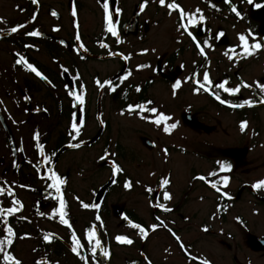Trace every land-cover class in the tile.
<instances>
[{
    "label": "flooded vegetation",
    "instance_id": "af4514ba",
    "mask_svg": "<svg viewBox=\"0 0 264 264\" xmlns=\"http://www.w3.org/2000/svg\"><path fill=\"white\" fill-rule=\"evenodd\" d=\"M23 1L16 9L21 16L26 13L24 21L12 22L0 29V41L12 47L11 68L14 70L12 79L16 80L13 86L17 98L15 103L18 107L22 105L23 111L25 105L29 109L28 112L31 111L29 114L32 117L40 118L48 125L44 130L45 134L39 133L40 142L44 144L45 153L50 156L52 164H44L41 174H46L47 168L51 166L66 179V185L62 186L63 198L67 202L66 218L72 223L77 239L84 245L82 255L89 258L90 264H92V254L85 230L91 225L97 226V238L101 239L104 249L110 253L109 257H103L102 250L98 249L96 264H116L119 259L116 255L118 247L125 249L119 264H133V262L145 264L142 254H146L152 264H199V260L188 261L185 253L166 228L159 227L155 232L149 231L148 237L141 239L139 230L128 224L129 221L139 223L148 230V225L157 222L156 216L176 232L194 256L206 257L212 264H264V189L254 190L251 187L256 180L264 178V105L232 108L228 104H221L211 94L218 92L221 99L232 103H240L249 98L258 99L259 89L254 82L264 81V49L247 59L234 57L233 61H229L223 53L239 44L238 33H244L250 43L251 36L264 42V0H252V3L248 0H232L238 11L242 13V19L230 11L229 5L225 4L224 0H212L220 11L209 7L208 0H177L186 11L194 10L196 7L203 10L206 21L203 24L190 26V30L201 42L207 36V29L213 34L220 30L225 33L220 40H211L212 49L206 48L207 60L210 62L206 66H201L204 57L198 54L192 40L187 35L180 38L176 31L178 13L173 12L169 16L167 8L159 6L156 0H149L143 12L139 9L142 0H135L133 3L128 0H109L110 11H114L116 7L122 10L119 15L113 16L122 41L119 44L105 30L104 13L98 0H91L94 1V5L86 8H83L80 0H68L70 33L66 36L57 34L62 29V25L58 22L51 26L52 31L49 29L48 33L42 26L37 25L39 11L43 6L48 8L50 14L54 10L57 15L52 17L56 21L59 20L57 7L53 3L48 5L44 0H38V4L34 5L31 0ZM167 2L169 0H166ZM72 7L77 10L75 18L71 16ZM33 15L36 16L34 21L30 19ZM74 21L79 25L81 36L79 42L75 41ZM162 22L166 23L165 30L168 31L170 46L159 52L154 46L146 45V38L147 30H154ZM17 24H25L26 27L17 33H11V27ZM56 28L59 30H54ZM34 29L39 30L42 35L29 37L24 34ZM130 37L135 38L133 50L127 49V44H132L128 40ZM178 39L181 42H177ZM78 43L83 44L84 47L78 48ZM101 43H106L108 48L101 47ZM24 44H34L35 48H24ZM62 44L66 45L64 46L67 47L66 51ZM40 49H44L47 59L37 55L41 52ZM142 49L149 51L142 53ZM186 51H189L190 55L186 56ZM236 51L240 49L237 48ZM16 52L26 55L29 62L47 75L51 83L41 80L19 66H14ZM109 52L116 55H109ZM120 53L131 55L128 60H124ZM85 63L98 68L90 72V85L91 88L93 87L90 99L87 96V88L90 87L86 81H83L79 70V65ZM141 64L149 66L138 69L137 65ZM61 65L69 71L64 73ZM103 67H106V70L108 68L109 71L99 72L98 70ZM205 67L214 85L227 80L231 86H235L243 80L253 87H241L236 95L224 93L215 87H212L210 92L194 93L195 85L191 81L185 82V77L197 71L199 73L197 78L202 80ZM129 70L131 73L135 70L138 74L134 76L132 74L120 83L119 77ZM97 79L101 82L111 79L114 84H119V87L115 92H109L108 86L100 89L95 82ZM176 80L181 81V86L176 89V95L173 96L172 84ZM80 85L84 86V105H79L68 95L70 89L80 92ZM136 85L141 87L139 93L135 91ZM157 88L160 90L156 91ZM125 91L127 99L124 98ZM25 95L30 97V101L24 100ZM147 100L154 102L151 106L170 115L172 120L169 123L177 122V128L170 135L164 134L154 124L141 120L136 115L125 113L136 123L126 127L127 134H132L133 141L121 143L116 139L117 136L110 137L108 132L113 134L114 130L115 134L118 133L112 128V114H120L127 103H141ZM31 116H27L26 123H31ZM81 118L84 120V125L80 129L78 140H83L84 144L74 149L70 144L77 141L71 139L70 133L74 134L71 123L75 121L79 125ZM90 119L94 121V130L92 134L86 136L84 129ZM245 120L246 130L241 132L239 125ZM36 130L37 126L33 129V133ZM97 146L98 151L92 159V170L88 180L102 172H105L106 178L100 186L92 187L90 183L84 191L89 196H85L77 193L73 187L74 182L71 183L75 163L67 156L71 151H85ZM163 147L169 150L167 162L161 152ZM105 149L108 153L116 155L100 160L99 157L105 155ZM35 153L37 158L34 165L28 169L34 176L29 178L25 171L22 172L21 166L14 170L17 171L16 181L10 178L6 181L9 182L7 186L14 185L17 190L21 188L19 185L23 184L29 186L21 188L24 192L39 193H36L38 197L31 200L34 203L31 210L34 211L35 217L44 219L45 223L37 224L30 215H21V211L28 207L22 198L17 197L22 202L23 208L8 218L9 226L13 227L17 237L8 250L20 259L16 255L18 242L22 241L19 237L28 233L30 236L26 239H35V250H39L40 258L45 260L44 264H50L49 257L54 258V264L60 260H64L61 264H84L71 251V230L59 222L58 213L52 215V208L59 207V202L49 195L51 193L54 196V190H46L45 182L38 178L34 166L39 162V151L36 149ZM52 153L55 155H51ZM23 154L24 161L20 160L19 164H29L27 158L31 156L30 153ZM113 160L124 170L116 175L115 184L111 182ZM217 161L229 163L232 168L228 171H220ZM131 165L136 171L142 170L144 166L147 167V178L140 176L139 172L133 174L128 169ZM212 171H216L217 176H209ZM153 172L155 175L149 174ZM169 172L171 183L166 190L170 192L172 198L166 204L172 211L163 212L159 208L152 207L151 203L156 202L153 200L154 196L159 198L160 202H164L163 189L158 188V183L160 178ZM200 175L207 177V180L193 179L194 176ZM225 175L229 177L226 186L221 179ZM125 179L132 181L131 189L123 187ZM209 181L217 182L221 191L229 195L221 197L211 188ZM104 186H106L105 190L100 195L99 190ZM146 186L157 190L154 193L146 192ZM129 194L133 197H128ZM75 197L86 203L99 204V208L84 209ZM45 205L50 207L46 208ZM40 212H44L45 215L41 216ZM97 214L103 222L102 228L99 227L100 221L95 219ZM49 224L54 225L55 229L49 228ZM204 226H207V232L202 230ZM4 227L5 225L0 223V232ZM113 228L116 232L110 233ZM45 233L53 234L51 243L43 241ZM116 235H127L133 240V244L117 243L114 239ZM0 264H4L2 255H0Z\"/></svg>",
    "mask_w": 264,
    "mask_h": 264
},
{
    "label": "snow or ice",
    "instance_id": "6c2138e0",
    "mask_svg": "<svg viewBox=\"0 0 264 264\" xmlns=\"http://www.w3.org/2000/svg\"><path fill=\"white\" fill-rule=\"evenodd\" d=\"M31 2L35 5L38 4V0H31ZM159 6L161 7H166L168 10V15L171 16L173 12L178 13V21H177V27L176 31L179 33L180 38L184 37L187 35L192 42L195 45V48L198 50V54L201 57H204V62L203 65L201 66H206L210 62L207 60V54H206V48L207 49H212L213 45L211 43V40H220L224 35V31L220 30L217 33L213 34L211 33L210 29H207V36L203 41L201 42L197 36L193 33V31L190 30V26H195L199 24H203V22L206 21V16L203 13V10L199 7H196L194 10L186 11L178 2L177 0H169V2L166 3V0H156ZM249 3H252V0H248ZM98 3L101 4L103 13H104V26L106 32L110 33L112 37L115 38V42L117 44L121 43V38L118 32L117 28V22H114L113 16L114 15H119L120 12L122 11L119 7H116L114 11H110V3L109 0H98ZM149 3V0H142V2L139 4V9L141 12H143ZM209 7L215 9L216 11H220V9L217 7L215 3H212V0H208ZM224 3L229 5L230 11L234 13L238 18H243L242 13L238 11L237 6L232 3V0H224ZM18 7V6H17ZM257 7H260V5H257ZM23 11V9H21ZM51 15L56 16L57 13L52 10ZM71 16L75 18L77 16V10L75 7L71 8ZM32 21L36 19V16L33 15L30 18ZM0 22H4L2 18H0ZM25 24H17L14 27H11L10 31L11 33H17L20 29L25 28ZM74 29L76 30L75 32V41L79 42L81 40V36L79 34V25L74 21ZM58 31L59 29L56 28L54 29ZM26 36L29 37H40L42 33L39 30H32V31H27L24 33ZM250 34V33H249ZM239 44L236 46L231 47L228 51H225L223 53L224 56L227 57L229 61H233L234 57L236 58H244L247 59L253 55L256 54L257 51L264 49V42H261L259 39H257L255 36H251V43L249 42V38L246 37L244 33H238L237 34ZM177 42H181L180 39H178ZM63 43V41H61ZM103 48H108V45L106 43H101L100 45ZM24 48H35L34 44H24ZM78 48H83V44L77 45ZM239 48L240 51H236V49ZM142 53H146L149 50L148 49H142ZM152 51H155V49H152ZM231 53V54H230ZM109 55H116V53L109 52ZM124 60H128L130 58V55H124L123 53L119 54ZM15 62L14 66H19L22 69L29 71L30 73L34 74L36 77L40 78L41 80L51 83L49 80L48 76L45 75L37 66H35L33 63L29 62V60L26 58V55L22 54L21 52H16L15 53ZM193 64L195 65V61H193ZM149 65H137V68H144L148 67ZM62 71L64 73H67L69 71L68 68L63 67L61 65ZM132 75L131 71L129 70L126 74L123 76L119 77L120 83H123L125 80H127L130 76ZM199 76V73L197 71H193L189 76L185 77V82L191 81L195 86L193 87V92L194 93H199L200 91L204 92H210L212 87H215L219 90H222L224 93L230 94V95H236L240 92L241 87L245 88H252L253 85H250L243 80L240 81L235 86H231L230 82L225 80L219 84H213V81L210 79L209 71L206 69L203 71V76L202 80L198 79L197 77ZM96 84L100 89H104L105 86H108V91L109 92H115L116 89L119 87V84H114L113 80L111 79H106L103 82H101L99 79H97ZM255 86L259 89V96L258 99H244L240 103H232L226 99H221V96L219 95L218 92H211V94L215 97L216 100H218L221 104H228L232 108H242V107H253L256 104H261L264 105V81H255L254 82ZM181 86V81L176 80L175 83L172 84V89H173V96L176 95V89H178ZM83 85H80V92L74 91V90H69L68 95L73 97L75 101L78 102L79 105H84L85 103V97L83 94ZM135 91L139 93L141 91V87L139 85L135 86ZM124 98L127 99V92H124ZM25 101H30V97L25 95L24 96ZM3 101H0V104H2ZM154 102L151 100H147L141 103H127L126 107H123L121 109L120 114L124 115L127 113L128 115H136L139 117L141 120H145L146 122L154 124L158 129H160L164 134L170 135L174 129L177 128L178 124L177 122H171L169 121L172 120V117L162 111H160L157 107L151 106ZM25 112H28L29 109L25 108ZM145 113H149L151 115H146ZM20 123H25V121H21ZM100 123L102 124L103 121L101 120ZM84 125V120L81 118L79 120V125L73 121L71 123V128L74 132V134L70 133L71 139L74 141H77L75 143H71L70 147L74 149H78L81 147L82 144H84L83 140H78V136L80 134V129ZM240 131L244 132L247 127V121H241L240 122ZM32 140L35 141V148L39 151V162L34 166L35 171L38 175V178L41 179L42 181L45 182L46 184V190H54L55 195L52 196L51 193L49 195L53 200H58L59 202V207H53L52 208V215L55 216L57 213L59 214V222L65 226H67L68 229L71 230V251L73 254H75L81 261L84 262V264H90L89 258L85 257L82 255V250L84 249V245L80 242L79 239L76 237L75 230L73 229V225L70 222L69 219L66 217L68 216V212L66 211L67 209V202L63 198V193H62V186L66 185L67 181L62 177L61 174H59L54 167L49 166L47 168V173L46 174H41L42 171V166L44 164L51 165L52 161L51 158L48 154L45 153V146L43 143L40 142V133L38 130L34 131L32 135ZM155 146V144L153 145ZM23 151V149H20ZM183 150V149H182ZM161 152L163 153L165 157V162H167V157L169 156V150L167 147L161 148ZM51 155H55V153H52ZM115 153H108V150L105 149V155H101L99 157L100 160H105L107 158H111L115 156ZM217 164L219 166L220 171H228L232 168V165L229 163L225 162H220L217 161ZM112 168V177H111V182L113 184L116 183V175L118 173H122L124 170L123 168L116 163L114 160L111 165ZM150 175H155V173H149ZM211 177L217 176L216 171H212L208 174ZM171 173H167L166 175L162 176L159 180L158 183V188L163 189L162 196H163V203L160 202L159 198L153 197V200H155V203H151L152 207L159 208L163 212H171L172 209L167 206L166 202L171 200V194L166 190V187L170 185L171 183ZM193 179H199V180H207V177L200 175L198 177H193ZM223 184L226 186L229 181V177L227 175L221 177ZM50 181V182H49ZM9 182L4 181L2 185H0V197H10L9 204L10 206H5L3 201L0 200V223L4 224L5 227L3 228V231L0 232V255H2V259L4 264H22V261L18 259L12 251H9L14 243V239L16 237V233L14 232V229L12 226H9V216H12L14 213L19 212L23 208L22 202L16 197L15 191L13 187L7 186ZM139 183V181H137ZM210 186L212 189H214L217 193L220 194L221 197H226L229 194L227 192H222L221 188L218 187L217 182L215 181H209ZM12 184H15V182H12ZM133 186L132 181L130 179H125L123 182V187L125 189H131ZM21 188L29 187L27 185H19ZM251 187L254 190H260L264 189V178L256 180ZM157 189H154L150 186L145 187V191L149 193H154ZM80 202V205L84 209H89V208H99V204H90L86 203L83 200H80L79 197H75ZM203 199V197H201ZM219 210V206H218ZM41 216L45 215L44 212L39 213ZM21 219H27V217H21ZM95 219L97 221H100L99 227H103V222L101 221L100 216L97 214ZM239 219V217H237ZM125 220H127V217H125ZM155 220L157 221L156 223H152L148 225V230L145 229V227L141 226L139 223H132L131 221L128 222L129 226L138 229L139 230V235L141 239H145L149 235V231L155 232L159 227H164L167 229V231L171 234V236L177 241L178 246L180 249L185 253L188 261H197L199 260V264H212V262L207 259L206 257H197L192 255V253L189 251V248L185 246L184 242L181 240V238L176 234L175 231H173L172 228H169L167 224L159 216L155 217ZM96 225H91L86 228L85 230V236L88 240V247L89 250L92 254V264H96V254L97 250L101 249V255L103 257H109L110 253L107 249H104L101 239L97 238V231H96ZM203 231L207 232L208 228L207 226H204L202 228ZM6 233V235H5ZM30 234L25 233L23 236H20V239H24L26 237H29ZM53 234L52 233H45L43 234V241L46 243H51L53 239ZM117 243L119 244H127L131 245L133 244V240L129 238L127 235H116L114 237ZM35 251V249H33ZM167 251V249L165 250ZM143 258L145 260V264H152V261L147 257L146 254H142ZM33 264H40V262L35 261ZM135 264V262H133Z\"/></svg>",
    "mask_w": 264,
    "mask_h": 264
},
{
    "label": "rangeland",
    "instance_id": "374dc122",
    "mask_svg": "<svg viewBox=\"0 0 264 264\" xmlns=\"http://www.w3.org/2000/svg\"><path fill=\"white\" fill-rule=\"evenodd\" d=\"M46 4H51L55 5L57 7V12L59 13V20L56 21L54 17L50 14L49 10L47 7H42V9L39 11V17L37 21V25L42 26L45 30L46 33H48L49 29L51 30V26L55 24V22H58L59 24L62 25V29L60 32H57L58 35L61 36H66L70 33V23H69V18H68V13H67V6H68V0H44ZM129 2L135 1V0H128ZM24 2L23 0H0V18L4 22H0V29L4 27V25H9L10 23H15V22H22L26 18V13L23 14L22 16L19 15V11L16 9V7ZM83 4V8H86L88 6H93L94 1L91 0H80ZM92 21V20H91ZM90 22V19L88 18V23ZM166 23L162 22L161 24L157 25L154 30H147L148 31V36L146 38L147 41V46L152 47L154 46L157 48L159 52H162L161 50L169 48L170 46V40L168 39V31H166ZM52 31V30H51ZM231 35V34H230ZM231 38H233L231 36ZM129 42H131L132 46L127 44V49L133 50V42H135V38L130 37L128 38ZM63 47L66 46L65 44H62ZM138 45V44H137ZM67 47H64V51H66ZM70 48V47H69ZM11 51L12 47L3 41H0V101H3L2 104H0V184L2 185L4 181L8 180L9 178L11 180L16 181L15 174L17 171V168L19 169L21 166L22 172L25 171L27 175H29V178L31 176H34L31 170L28 171L29 167L34 165V162L37 158L36 156V148H35V142L32 140L31 136L33 135V129L37 126V130L40 133H44L46 131V128L48 127L47 124L41 121L40 118L36 119L32 117L31 111L30 112H25L22 109V105L19 107L15 103L16 98V91L15 86H13L16 83L14 78V70L11 68ZM40 53L37 55L41 57L42 59H47L46 52L44 49H40ZM71 52V48H70ZM185 55H190L189 51L185 52ZM79 70L80 74L83 77V81H86L88 86L90 88H87L88 94L87 96L92 98V92H93V87L91 88L90 82V72L93 69H98L96 66H93L90 63H85V64H80L79 65ZM100 68V67H99ZM111 68V67H110ZM136 69V68H133ZM108 70V68H107ZM106 67H103L102 69H99V72L107 71ZM109 71V70H108ZM136 71L132 73L134 75H137L135 73ZM14 80V83H13ZM156 91H159L160 89L157 88L155 89ZM18 97V96H17ZM18 107V108H17ZM26 108L25 105H23V108ZM30 113V114H29ZM27 116H31L32 120L31 123H20L21 121H26ZM91 120V121H90ZM88 123H86L85 127V132L86 136L88 134H92V131L94 130V121L90 119ZM112 128L115 129L118 133L115 134L113 130V134L108 132L110 137H115L117 136L116 139L121 141V143H130L133 141L132 134L129 135L127 134V128L130 125L136 124L132 117H128L125 114L123 116H120L119 113L117 114H112ZM33 124H36L33 126ZM117 128V129H116ZM107 135V133H106ZM22 139V140H20ZM46 139V138H43ZM42 139V140H43ZM20 140V141H19ZM100 145V144H98ZM33 146V148H32ZM20 149H23L21 151ZM31 151V152H30ZM98 151V146L94 147L92 149H87V150H77V151H71V153L68 154L67 158L75 163L73 166V171H72V179L71 183L74 182V188L75 191L79 194H83L85 196L88 195L84 193L85 188L88 187L91 183V186H100L105 182V172L101 174H96L94 175L93 179L91 178L90 181L88 180V175H90V171L92 170V159L96 155ZM25 154L30 153V157L27 158L28 161L30 162L29 164L25 163L24 165H20L19 162L20 160H23V153ZM39 157V156H38ZM15 163V164H14ZM128 169L132 171L133 174H137L139 172V175L144 176L147 178V167H143L142 170L139 169L140 171H136L135 168L131 165L130 167L128 166ZM137 172V173H136ZM38 184V182L36 181ZM13 186L14 190L16 191L15 194L16 197L22 198L25 201L26 209H23L21 212V215H30L31 218L35 219V223L37 224H42L45 223L44 219H39L38 217H35L34 211H32L31 206L34 205L31 200H34L36 197V193L38 192H33V194L30 192V194L24 192L21 190L15 189L16 186ZM39 194V193H38ZM89 196V195H88ZM130 198L133 197L132 194L127 195ZM10 197H0V200L3 201L4 205H10ZM45 204H48L45 202ZM46 208L50 207V205H45ZM29 209V211H27ZM80 220H83L80 218ZM35 225V224H34ZM49 228L55 229L54 225L49 224ZM81 229V228H80ZM114 229V228H113ZM82 230V229H81ZM116 229L111 231L110 233H115ZM34 238L30 239H22L18 242V246L16 247L17 253L16 255L19 256L20 260L22 261V264H33L34 260L40 262V264H44L45 260H42L40 258V252L39 250L33 251L36 247V243ZM123 254H125V249L123 248H117L116 249V255L119 257L117 260L116 264L121 263V259L123 258ZM67 257L65 256V259ZM50 264H54V258L49 257ZM64 263V260H60L59 262H56L55 264H61Z\"/></svg>",
    "mask_w": 264,
    "mask_h": 264
},
{
    "label": "water",
    "instance_id": "95a60500",
    "mask_svg": "<svg viewBox=\"0 0 264 264\" xmlns=\"http://www.w3.org/2000/svg\"><path fill=\"white\" fill-rule=\"evenodd\" d=\"M106 187V186H105ZM105 187H103V189L102 190H100V195H102V192L105 190Z\"/></svg>",
    "mask_w": 264,
    "mask_h": 264
}]
</instances>
